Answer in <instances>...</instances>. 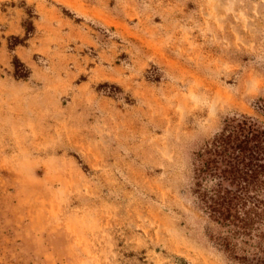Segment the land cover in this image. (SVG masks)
<instances>
[{"label":"rangeland","instance_id":"374dc122","mask_svg":"<svg viewBox=\"0 0 264 264\" xmlns=\"http://www.w3.org/2000/svg\"><path fill=\"white\" fill-rule=\"evenodd\" d=\"M263 103L264 0H0V264H241L197 159Z\"/></svg>","mask_w":264,"mask_h":264},{"label":"trees","instance_id":"16d2710c","mask_svg":"<svg viewBox=\"0 0 264 264\" xmlns=\"http://www.w3.org/2000/svg\"><path fill=\"white\" fill-rule=\"evenodd\" d=\"M16 61V78H27L28 70ZM258 111L264 115V103ZM196 172L194 195L225 233L218 243L236 262L264 264V125L248 116L226 121L198 155ZM245 237L240 252L234 241Z\"/></svg>","mask_w":264,"mask_h":264}]
</instances>
